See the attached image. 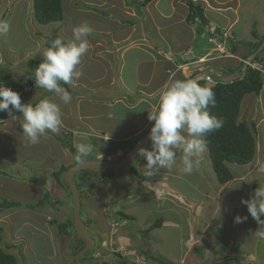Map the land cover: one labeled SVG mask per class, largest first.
Masks as SVG:
<instances>
[{
	"label": "rangeland",
	"instance_id": "1",
	"mask_svg": "<svg viewBox=\"0 0 264 264\" xmlns=\"http://www.w3.org/2000/svg\"><path fill=\"white\" fill-rule=\"evenodd\" d=\"M125 1L127 2V0ZM163 1L165 3L167 0H153L150 3L152 5V10L150 11H147L146 7L143 9L142 3H135H137L138 10L143 14L142 18H144L137 21V23L143 22L145 24L144 28H147V25L149 26V23H151L153 28L151 27L148 31H146V34L152 36L156 43L159 42L160 47L167 48L169 45L160 42L156 38V32L154 33L156 28H158L154 22L155 19H157L156 12H160V10H162L163 13L167 14L169 17L170 9H168V7L163 4ZM255 1L257 4H259L257 8L264 6V0ZM100 2L103 1L71 0V4H73L71 5L69 1L64 0V21L62 23L59 22L41 25L34 17V0H0V20L5 15V19L3 18V21H6L9 25L8 32L4 35H0V65H5L6 68L9 69V74L13 76L14 79L19 81V83H27L34 86V74L31 75V77H28L27 75L29 68L28 64L30 63L29 61H36L37 64L33 67L35 69L42 61L41 53L46 47L49 46L48 43H45V41L49 42L50 39L56 37H62L65 42L71 41L74 39L72 29L75 26L82 24L89 26L92 30V28L95 26V22L90 19V16L93 14L97 17L99 16L105 18L106 24L102 23L101 25L104 27L110 25L111 23L109 22L113 20L120 22L124 21V18H118L121 15L119 12H117L119 16L115 15L114 19L111 18V13H103L102 6H100V9L95 6H89L91 10L87 8L81 9L84 13L78 16V4H97ZM155 2L157 5V10L154 11L153 5ZM109 3H112V1L110 0ZM244 4L246 9H248L250 6L252 7L251 0H245ZM121 10L125 14H130L131 16L135 14V10L131 9L130 7H122ZM252 15L254 18V14L249 16ZM163 17L164 19L159 16V23L162 24V26L157 30L158 32L164 31L161 30L163 24L167 23V21H170L165 15H163ZM138 28L139 31L136 28H129L130 38L131 36L136 37L140 34H143V37L145 36L144 33H140V30L142 31L143 28ZM94 31L93 33L91 32L92 36L88 37L89 49L82 56L81 63L76 69L81 74H83V71L86 70L89 65L96 64L97 66L102 67H106L108 65H106L107 61L104 62L99 56L103 50L107 49V38L111 37L115 39L116 37L113 36L115 33L111 32L112 36L106 35L104 30L99 26ZM173 31L174 28L168 26V30L166 29L164 32L168 37H170ZM118 37H121V35ZM32 39L37 40V44L31 41ZM196 45L201 50V54L207 53L215 48L213 44L208 42V39L201 40L197 38ZM26 49H31V54L29 53L27 56L24 55L26 54ZM220 49L224 50L222 47ZM131 53L134 59L138 57L137 53L134 51L128 53L127 56L129 57ZM263 57L264 52L261 54V58ZM10 62H12L11 64L13 65L11 67ZM172 62L174 63L175 61L173 60ZM192 67H194V65H192ZM108 68L111 69L109 66ZM34 69L31 70L30 73H34ZM131 70L132 64L128 65L126 68V80L128 82L132 81ZM175 70L176 68L173 66L171 71L174 73ZM191 72L192 71H190L187 66L183 67L184 74L189 75ZM80 77L81 75L73 85H68L70 89H83L82 91H86V87L88 89L89 87H92L89 82L86 83L80 80ZM107 81L108 80L104 78L102 81L99 80L95 83L96 85L99 83L101 87L103 84H105L104 89L108 90L109 92L110 88L108 87V89H106ZM83 84H85V87L82 86ZM86 84H88V86ZM4 85L13 91L17 90L11 85ZM76 85L77 87H75ZM31 88H34L38 91L28 92L26 90L20 89L16 91L20 94L22 103L31 102L35 104L39 101V98L44 92H48L44 89L36 88V86ZM115 91L120 93V85L116 86ZM109 94L110 92L108 95ZM47 95H49V93ZM52 95L55 96L56 94L53 93ZM87 96L88 95L83 96L82 98L89 101L90 99H87ZM255 96L256 95H249L245 97L243 104H245L246 99L249 100L250 97L255 99ZM262 96L264 97V89L262 91ZM22 98H25L29 101L23 100ZM53 98L54 97H52V100ZM82 98L80 97L79 99ZM104 102L107 104L110 103L108 100ZM102 103L103 102L92 106V113H98L102 111L100 110L103 108ZM261 103L264 108V101L262 100ZM57 104L59 105L60 110L63 111L70 107V105L67 107V104H64L62 101ZM77 105H79V102ZM110 106L112 107L103 109L105 110L103 113H107L111 117H113V113L115 112L117 115H121L123 113L121 108L123 106L122 102L112 103ZM263 108L262 111H264ZM255 109H260L258 102ZM73 111L75 116H77V111L75 112L74 106ZM90 111L91 109L86 113L92 114ZM68 113H71L70 108ZM80 113H85L84 107L80 109ZM259 113V111L256 112L257 115ZM13 114L22 116V114L18 111L17 113ZM8 118L10 117L6 111L0 112V181H5L7 183V186H0V202L3 200L15 201L23 204V206L20 208L3 210L0 212V220H2L0 222V230L2 229V233L0 232L2 239V243L0 244L1 250L14 256L17 259V264H66L73 253L72 250L74 241L72 236L60 234L58 232L57 225L59 223L66 222L67 220L71 221L73 219L74 202L69 192L66 191L68 193L65 195L64 200L62 197L64 192H62L59 195V197H62L59 200V204L53 207L54 198L51 197L52 194L50 191H45L44 194L47 192L53 202L48 204L51 208L49 206L46 207L45 205H42L36 207V209H29L30 206L36 205L32 202V192L43 193V188L39 178H42L41 175L47 176V173L49 170H51V167H49V165L46 166L47 162H45V160H47L45 158L47 156V151L51 149V154H49L52 155V160L60 159L62 162V158H60L58 154V151H60V146L56 144L55 140H53V143L50 142L52 139L49 141V137H47L44 141L46 144L42 143V141L35 145L28 143L23 133H20L22 132V127L19 123V120L14 121L11 118ZM67 125L68 124L64 125L63 133L61 134L62 137L65 136H63V134L64 129L68 128ZM255 127L256 128L253 130L255 131L257 142V123H255ZM49 133L51 132L48 131V135ZM58 133H60V131ZM76 137L77 136H71L70 140H72L74 146L76 145L77 147L78 144L84 142L74 140ZM120 139L117 141L121 142L122 140ZM109 140L106 139L105 141ZM262 141L264 142V139H262ZM98 142L99 141L96 140L93 141L92 153L84 158L91 157L100 159L97 157V155L100 153L99 151L101 147L111 144H115V146H117L120 151L122 150L120 148L121 146L116 142L109 144L106 142ZM101 144L104 146H101ZM257 148V159L260 160V157L263 159L262 154H264V145H260L259 142ZM53 152L55 154H53ZM62 152L64 151L62 150ZM65 152L63 154H67L69 157H67L68 161H65L64 164L76 161L74 157L69 154L70 152L68 150L65 149ZM205 152L206 155L204 154L205 156L200 160L199 168L191 175H185L181 171V157L183 153L181 151H177L176 164L173 166V168L170 170L163 169V172L172 175L169 177L170 184H167L166 175H163L165 176L164 181H159L161 183H159L160 186L158 187H169V190L172 192L169 194L170 197L167 195V198L163 200V206L154 205L155 199L150 191L151 188L142 186L140 187L141 190L136 189V186L138 185L137 178L134 175H129L132 173L130 172V167H133L132 165L118 171V174H116L112 179L113 181H106L107 184H105V182V185L103 186H101L102 184H98L100 186H96L94 191L92 190V192L82 194V198L80 199L82 220L86 224L88 232L95 241V246L92 250H90V252H87L88 255L85 256V253L80 257L79 261L74 264H103L104 262L116 264L121 260V258L127 259L130 263L129 260L132 257H135L132 252H134V254L137 252V260L143 261L142 264H159L158 262H153V259L144 262L143 258L140 256L146 257V255L141 252V250L146 246L144 245L139 249H137L135 246L143 245L142 242L139 241H136L135 244V239L137 238L136 233L144 229L146 225L150 223L153 225L157 220H159V218H163V220H167L172 223L176 222V224L179 226H165V223V225H162V227L159 229L145 234V236H149L148 241L152 248L156 249V251L153 253L155 258L159 256L164 261H175V259H177L182 253L185 235L189 233L191 226H193L194 231H192V234H190L196 238V242L194 241L196 245H201L200 247H197V257L199 258L203 256L204 259H206L204 262L201 261L203 264H223L224 261L227 262L226 264H264V239H261L254 234L256 230L253 227V220L248 219V223L245 220H242L239 223L235 222L236 216H241V214L248 213L247 207L241 203V199H249L251 197L252 193L254 192V185H258L257 187L264 186V183L262 182L264 174H261L260 176H250L246 173V167L242 168L240 166H231V169L234 173V180L229 184L232 185L235 182H237V184H233L232 187L227 189L228 193L226 194L227 190H225V185H220L217 182L211 160L209 156L207 157V150H205ZM120 157L121 155L116 158L114 157L113 160H118ZM14 158L17 160L19 159L17 166L15 165L14 161H12ZM69 160H71V162ZM262 163L263 161H261V164ZM15 166L16 168L14 171ZM41 166H43V169H41L43 171L41 172L42 174L38 176L36 174V171L38 170L36 169H39ZM135 168L138 174L141 175L142 171L140 166H135ZM254 169L260 171L261 165L259 164ZM13 172L14 175L12 174ZM247 172L252 171L249 169ZM142 176L144 182L153 183V181H150L152 179L151 177H146L143 174ZM55 186L57 187L56 183ZM161 188L156 189L158 193L160 191V194H163L161 193ZM28 192H30V194ZM179 195L181 199L176 198ZM190 195L195 196L194 199L199 198V200L197 199L194 204L192 203L194 206L188 205V201H186L192 199ZM136 196H139V201L137 202L134 201ZM230 200H235L236 206L233 207L234 209H237L235 213H233L234 210L230 211V209H228L234 205V201ZM166 201L167 203H165ZM156 204L158 203L156 202ZM142 205L152 210L149 211V218H146L148 212L145 208L141 207ZM118 211L134 216L135 218L122 220L119 223L120 226L116 227V229L119 230H113L111 225L108 227L105 225V223L106 221L111 223L112 221L114 222L118 220ZM213 212L215 215L219 212V216L217 215V217H212ZM51 220L56 223H50ZM89 220L91 222H89ZM143 221L145 223H143ZM116 224L117 222L113 223V226ZM258 227L259 225H257V228ZM102 230L109 231L105 232L104 234ZM71 231H73V229ZM224 232L225 234L227 233V237L230 239L228 240L229 242L232 241V238H235V241L241 239V242H243L241 244V249L232 248L234 249L232 250L228 245L227 248L223 249L225 247L224 241H227H223V238H225ZM196 233H198V236ZM99 235H102V238L99 237ZM125 236L131 238V242L129 244L124 243V239H120V237ZM143 238V235H141V240ZM105 239L106 241L103 243ZM143 241L145 242V239ZM198 241H200L199 244ZM188 243H185L184 250L186 251H188V249H186ZM192 256L194 257L196 264H202L200 261H198V259H196V254H192ZM220 256L223 257V259H220ZM226 257L229 261L225 259ZM86 260L87 262H85Z\"/></svg>",
	"mask_w": 264,
	"mask_h": 264
},
{
	"label": "crops",
	"instance_id": "2",
	"mask_svg": "<svg viewBox=\"0 0 264 264\" xmlns=\"http://www.w3.org/2000/svg\"><path fill=\"white\" fill-rule=\"evenodd\" d=\"M67 1H69V3L71 4V0H67ZM102 1L103 2H100L97 4L96 3L78 4V11H79L78 16L84 13L81 9H86V8L90 9L89 6H95L98 9H100V6H102L103 13L105 14L111 13V16H112L111 18L114 19L115 15L119 16L117 13L119 12L121 13V15L118 18H124V21H122V19H121L122 22L113 20L109 22L111 23L110 25H107V27H104L101 25L102 23L106 24L105 18H102L99 16L98 18L94 14L90 16V19H92L95 22V26L92 28V33L99 26L104 30V33L106 35L112 36L111 32H114L115 35L113 36L116 37L115 38L116 40L114 38L108 37L107 38L108 41H106L107 49L103 50L99 56L102 58L104 62L107 61L106 65L107 64L108 65L106 67L97 66L96 64L89 65V67L83 71V74H81L80 80L86 83L89 82V84H91L92 87H89V89L86 87L85 88L86 91H82L83 89L73 90L72 88L71 90H67L69 93L71 91V96H72L71 103L67 104V107H69L70 105L69 108L71 109V113L70 114L68 113L69 108L65 109L67 113L63 110H60L61 119H62V126L60 128V133L51 132L48 135V131H47L46 134L41 137L40 142L42 141V143L44 144H46L44 141L47 137H49V141L50 139H52L50 141L52 143H53V140H55L56 144L60 146V151H58V154L60 158H62V162L60 161V159L58 160L54 159L55 161L52 160L53 159L52 155H50L51 149L47 151V156L45 157L47 160H45V162H47L46 166L49 165V167H51V170H49V172L47 173V176L41 175L42 174L41 172L43 171L41 169H43V166H41L39 169L37 168L36 170L38 171L35 170L36 174L38 176L41 175L42 177L39 179H40V183L43 188L42 189L43 193L42 192H36V193L32 192V202L34 204H38L39 202H41V200L44 198L45 191H50V193L52 194L51 197L54 198L53 207L57 206V203L59 202L60 198L63 197V200H64L65 195L67 194L66 190L63 187L59 186L56 179L53 177V174L55 172H58L62 166H71L74 163V161L71 162V160H69L71 163L64 164L65 161H68L67 157H69L67 156V154H63L65 152V149L60 143V139L64 138L62 137L61 134L63 133V128L65 124H68L67 129H69V132H65L63 136L64 135L65 136H77L74 140L82 141L84 143H90L91 145L93 144V141L99 138L100 136H107L108 137L107 140H109L110 138L109 141H106L107 144L112 143V142L115 143L120 138H122L120 140H123V141L136 140L142 137L154 123L148 120V114H149L148 111L154 110L156 103H157L158 96L161 90L163 89V87L165 86V84L170 83L177 79H180V80L182 78L186 79L189 77V75L193 74L195 71H198V70H202L203 73L209 74L212 76L215 74H221L223 76L240 75V73L241 74L243 73V67H244V65H241V64H245L249 56L252 54V49L249 44L259 42L264 36V6L257 8L259 4H257L255 0H251L252 7L250 6L248 9L245 8V4H244L245 0H192L196 5H200L204 9V16L207 21L206 23L200 20L195 21V22H189L188 16H189L190 10H189L186 0H169V1L167 0L165 3L163 1V4L166 5L168 9H170L169 17L167 16V14H164L162 10H160V12H156L157 19H155L154 22L156 23L158 28H156V31H154V33L156 32L157 34L156 38L160 42H163L169 45V47L167 48L160 47L159 42L156 43L155 39L152 36L146 34V31H148L151 27L153 28V26H151V23H149L150 24L149 26L147 25V28H144L145 24L143 22L137 23V21L144 19V18H142L143 14L138 10L137 3L135 2H140V4L142 3V5L144 4L143 9L144 7H146L147 11L148 10L150 11L152 10L151 8L152 5L150 3L153 0H127V2L125 0H111L112 3H109L110 0H102ZM122 7L123 8L130 7L131 9L135 10V14L132 16L130 14H125L121 10ZM63 9L65 10L64 0H63ZM72 9H73V6H72ZM153 10L154 11L157 10L156 2L153 5ZM127 13H131V12H127ZM251 14H254V18H253V15L249 16ZM163 15L168 17V20L170 21L169 22L167 21V23H164L161 30H164V31H166V29L168 30V26L171 28L172 27L174 28V31L171 33L172 35L170 37H168L164 31H159V32L157 31L162 26V24L159 23L160 21L159 16L162 17V19H164ZM138 27L143 28L142 31L140 30V33L141 32L144 33L145 36L143 37V34H140L139 36H136V37L131 36L130 38L129 28H136L139 31ZM254 32L257 33V37L253 35ZM119 35H121V37H118ZM197 38L201 40L208 39V42L213 44L215 48L207 53L201 54L202 53L201 50L196 45ZM212 39H217L218 43L222 45L221 47L224 48V50L218 49L219 47L215 44L214 41H212ZM31 41L35 42L36 44L38 42L37 40H34V39H32ZM30 50L31 49L29 50L26 49V54L24 55L27 56L29 53L31 54ZM132 51L137 53L138 55L137 58L134 59L132 56V53L129 57L127 56L128 53ZM261 59H262L261 63H257L254 65H257L260 67L259 70L261 71L264 77V57ZM173 60L175 61L174 63L172 62ZM196 61H200L202 65L199 67L197 65H194V67H192L193 63L196 64ZM11 63L12 62H10V64ZM130 64H132V70H131L132 81L128 82L126 80V68ZM11 66L13 65L11 64L10 67ZM108 66L111 67V69H109ZM173 66H175L176 70L179 71L178 73L175 70L173 74V72L171 71ZM186 66L190 69V71H192L191 74L189 75H186L183 73V67H186ZM28 77L30 76L28 75ZM104 78L108 80L106 89H108V87L110 88L109 95H108L109 93L108 90L104 89L105 84H103V86L101 87L99 83L97 85L95 83L99 80L102 81V79ZM86 85L88 86V84ZM117 85H120V88H121L120 93H117L115 91ZM82 86L85 87V84H83ZM31 87H35V85L34 86L29 85V89H27L26 91L28 92L38 91ZM75 87H77V85ZM14 89H17V88H14ZM48 93H51V92H44L42 96L39 98V101L43 99H49L55 103H60L61 100L59 96L58 97L57 95L49 96L47 95ZM86 95H88L87 96L88 98L87 97L86 98L90 99L89 101L84 100V98H82L83 96H86ZM52 97H54L53 100H52ZM80 97L82 99H79ZM22 99L29 101L25 98H22ZM106 100L110 101V103L107 104L106 102H104ZM262 100L264 101L262 92L260 93V95H256L255 99H253V97H250L249 100L246 99L245 104H242L241 117H240V119L246 121L247 123L249 122L248 124L250 125L252 124L255 125V123H257V133H258L257 145H259V142H260V145H264V142L262 141V139H264V129H263L264 128V111H262V108H263L262 103H261ZM78 102H79V105H77ZM101 102H103L102 103L103 108L102 109L99 108V109L102 111L98 113L97 112L92 113L93 111L92 106L98 103H101ZM116 102H122L123 106L121 108L123 110V113L121 115L120 114L117 115L115 112L113 113V117H111L107 113L106 114L103 113L105 112V110L103 109L108 108V107L111 108L112 106L110 105ZM257 102L260 107V109L258 110L255 109ZM73 106L75 107V112L77 111V116H75V114L73 113L74 112ZM82 107H84L85 109L84 114L80 113V109ZM90 109H91L90 113L92 114H87L86 112H89ZM257 111L260 112L258 115L256 114ZM13 113H17V111L13 110ZM15 116L20 117L16 114ZM20 133L22 134V132ZM101 142L103 141L100 140L98 143H101ZM119 142L117 141L116 143H119ZM101 146H104V145L101 144ZM62 150L64 152H62ZM99 152L100 153L97 155V157L107 159V160L108 159L113 160L114 157L116 158V157H119L120 155L122 156L123 154V150L120 151L118 147L115 146V144L101 147ZM53 154L55 153L53 152ZM204 154L206 155V152H204L199 157L200 160L205 156ZM48 156L50 160L48 159ZM208 156H209V153L207 151V157ZM262 157L263 159H261L260 157V160H258L257 154H256L255 160L253 161V163H251L248 166L252 172H247L249 169L248 167H246V173L248 175L260 176L262 174L259 170L254 169L259 164L261 165V168H264V154H262ZM12 161H14L15 165L17 166L19 159L17 160L16 158H14L12 159ZM261 161H263L262 164H261ZM145 164H146V160L143 158H140L139 160H137L134 167L140 166L141 171H143V167ZM16 166L14 167V171H15ZM12 174L14 175V172ZM129 175H134L137 178L138 185L136 186V189L141 190L140 187L142 186L151 188L150 191L153 194V197L155 199L154 205L163 206L162 205L164 204L163 200L167 198V195L168 197H170L169 194L172 193L171 190H169V187H166V188L158 187L160 186L159 183H161L159 181H164L165 176L163 175H166L167 184L169 183V177L172 176L169 173L163 172V169H161L157 175L151 177L152 179L150 181H153V183L144 182V180L142 179L143 177L142 174L135 175L131 173ZM110 181H113V180H110ZM105 182H103L102 185L100 183V185L103 186L107 184V182L109 181H107L106 183ZM262 182L264 183V178ZM55 183L57 184V187L55 186ZM92 183L93 182H90V184ZM98 184L99 183L95 185L100 186ZM233 184H237V182ZM233 184L225 185L224 186L225 190L232 187ZM1 185L7 186V183L5 181L3 182L0 181V186ZM255 186L257 187L258 185H254L253 190H255L254 189ZM156 188H161L162 190L161 193L163 194H160V191L158 193ZM62 192H64V194L62 195V197H59V195ZM28 193L30 194V192ZM227 193H228V190L226 194ZM190 196L192 197V199L186 200V201H188L187 202L188 205L194 206L193 205L194 202H196L197 199L199 200V198L194 199L195 196L193 195H190ZM176 198L181 199L180 195ZM134 201L136 202L139 201V196H136V199H134ZM230 201H234V205L231 207L229 206L230 208L228 209H230V211L234 210L233 213H235V211L237 210L236 208L235 209L233 208L234 206H236L235 200H230ZM156 202L158 204H156ZM165 203H167V201ZM45 206L50 207V205H45ZM141 207L146 209V211L148 212L146 218H149V211L151 209L143 205ZM230 211H229V214H230ZM218 213L215 215L213 212L212 217H217ZM129 216L135 218L134 216H131V215ZM245 216H247V219L245 220L247 223L249 221L248 219L253 220L252 222L253 227L255 230H257L256 228L258 224L250 216L249 213L241 214L240 217H245ZM262 219H264V217H262ZM1 221L2 220H0V222ZM52 221L53 220H51L50 223L54 222ZM144 221L143 223H145ZM89 222L91 221L89 220ZM113 223H114L113 221L111 223H109V221H106L105 225L108 227L111 225L112 229L114 230L116 228L113 227ZM162 225H165V226L172 225L174 227L179 226L176 224V222L172 223L167 220ZM150 226H151V223L146 225V227L140 230L138 233L143 232L144 230H147ZM108 231L102 230L104 234L105 232H108ZM192 231H194L193 226H191L189 233L185 235L184 246L182 248L181 255L177 259H175V261L173 262L169 261V262L173 264H196V261L194 260V257L192 256V254H196L195 257L196 259H198V261H200V263L206 260L204 259V257H199V258L197 257L198 256L197 247H200L201 245L199 244L200 241H198L199 245H196L195 243L196 238H194L193 235L191 236ZM138 233H136L137 238L135 239V244H136V241H139V242H142L143 245L142 246L135 245V246L137 249L142 248L144 245L146 246L144 247V249L141 250V252H143V254H145L146 257L144 256H140V257L143 258L144 262L145 261L147 262L153 258V257L149 258L148 251L150 252L151 255H154L153 253L154 251H156V249L152 248V246L150 245L148 241L149 236H147L146 239L143 238L141 240V234H138ZM196 235L198 236V233H196ZM222 236H223V233H222ZM224 236L225 238H223V241L224 240H227V241H224L225 247L223 249L227 248V245L230 246L231 249L232 248L241 249V244L243 243L241 242V239L238 241H235L236 239L232 238V241L229 242L228 240L230 239H228L227 233L225 234L224 232ZM99 237L102 238V235H99ZM218 238L220 239L219 236ZM120 239H124L126 241V242L124 241V243L126 244H129L131 242V238L127 236L120 237ZM144 239H145V242L143 241ZM105 241L106 239L103 241V243H105ZM186 242L187 243L189 242L186 248L188 249V251L184 250ZM132 253L133 255H135V257H132L131 260H129L130 263L128 264H142L143 261L137 260L138 259L137 252L135 254L134 252ZM220 259H223V257L220 256ZM85 262H87V260ZM153 262L157 263V261L155 260H153ZM224 263L226 264L225 261Z\"/></svg>",
	"mask_w": 264,
	"mask_h": 264
},
{
	"label": "clouds",
	"instance_id": "3",
	"mask_svg": "<svg viewBox=\"0 0 264 264\" xmlns=\"http://www.w3.org/2000/svg\"><path fill=\"white\" fill-rule=\"evenodd\" d=\"M8 30V23L0 21V35L6 34ZM91 32L89 26L82 24L72 29L73 40L65 42L62 37H56L50 41V46L41 53L42 61L34 69L36 88L55 93L64 104L71 103L72 96L61 83L73 85L81 75L76 69L89 49L88 37ZM215 104V92L212 88L201 85L196 80L177 79L165 84L154 110L148 111V120L154 122L149 133L151 148L137 149V155L146 160L142 174L153 177L161 169H172L176 164L177 151L183 153V174L191 175L197 170L200 166L199 157L207 147L205 138L223 126V120L208 111L209 107H215ZM13 110L22 116H15ZM4 111L12 120H19L24 137L32 145L38 144L47 131L58 133L62 126L61 111L57 103L49 99L40 100L35 104L22 103L20 94L2 83L0 112ZM97 139L104 142L108 137L100 136ZM92 151L90 143H80L77 145L76 159L89 156ZM260 172L264 174V168H261ZM241 203L246 205L247 212L259 225L254 234L264 239V186L256 188L249 199L242 198ZM246 219L247 216H236L235 222Z\"/></svg>",
	"mask_w": 264,
	"mask_h": 264
},
{
	"label": "trees",
	"instance_id": "4",
	"mask_svg": "<svg viewBox=\"0 0 264 264\" xmlns=\"http://www.w3.org/2000/svg\"><path fill=\"white\" fill-rule=\"evenodd\" d=\"M187 5L189 7L190 13L188 16L189 22L195 21H203L206 23V18L204 16V9L200 5H196L192 0H186ZM144 5V4H143ZM34 17L36 21L41 25H48L50 23H59L64 20V9H63V0H34ZM5 19V15L3 16ZM3 18L0 21H3ZM253 35L257 37V33L254 32ZM54 39V38H52ZM50 39V41L52 40ZM264 40L263 38L257 43H250V47L252 49V53L255 52L261 43ZM50 41L48 45L50 46ZM264 50L257 56L255 61L247 68L246 74L232 82V83H217L214 86H211L212 90L215 92L216 104L215 107H209L208 111L211 115L216 116L217 118L223 120V126L213 133L207 135L206 150L209 153V157L212 163V168L216 175V178L220 185H226L234 179V173L231 170V166H240L242 168L248 167L256 158L257 154V142H256V134L253 129H255V125L248 124L246 121L241 120V110L242 104L247 95H260L264 87V77L261 71L257 68H254L252 65L261 63V54ZM36 61L32 60L28 64V75L31 77L34 73H30L36 65ZM244 65V64H241ZM242 74L240 73V76ZM189 79V78H186ZM185 80V79H181ZM0 83H4L6 85H11L13 88L27 90L29 89V85L25 83H19L16 79H14L9 74V69L6 68L5 65H0ZM201 85H206L205 81H198ZM62 87H65L68 90H71L68 85L61 83ZM71 92V91H70ZM53 93H49V96ZM65 132V130H64ZM69 132V131H68ZM71 136H64L63 139H60L61 145L67 149L70 154L74 157L76 161L71 166H62L58 172L53 174V177L56 179L59 186L63 187L66 191L69 192L70 196L73 199V193L71 188L66 183L67 173L75 166L82 165L86 162L94 161L95 158L82 157L80 160L76 159L77 156V148L74 146L72 140H70ZM142 137L136 140H125L121 141L118 144L121 146L120 148L124 151L122 158H125L131 149L134 147L136 143ZM96 141H98L96 139ZM106 142V141H104ZM131 172L135 175L138 174L135 167H131ZM116 175V171L112 169H106L101 172H95L88 168H84L78 170L74 173L73 182L76 186V189L79 193V200L82 198V194H86L87 192L94 191L97 183H103L105 181L112 180ZM90 182H93L90 184ZM90 184V185H89ZM257 187L255 186L254 189ZM67 192V193H68ZM47 193V192H46ZM44 195V198L36 205L30 206L29 209H34L38 206H44L53 203L50 195L47 193ZM59 204V202H58ZM74 204V203H73ZM75 205V204H74ZM23 204L15 201L3 200L0 202V211L9 210L14 208H20ZM81 206V202H80ZM74 211V208H73ZM118 213V221L125 219H133L128 214L123 212ZM82 216V215H81ZM53 222V221H52ZM163 219L159 218L153 225H151L147 230L140 232L141 235L146 239V233L154 231L160 228L163 224ZM56 223V222H53ZM58 231L62 235H68L73 237L74 246L72 257L80 254L84 250V242L77 238L76 229L74 226V212L73 219L67 220V222L59 223L57 225ZM73 229V231H71ZM2 233V229L0 230ZM2 243V239L0 236V244ZM83 246H82V245ZM95 246V241H94ZM94 248V247H93ZM95 251V250H94ZM90 252V251H89ZM85 254V253H84ZM84 254H81L84 255ZM198 254V253H197ZM88 255L86 252L85 256ZM80 256V257H81ZM149 258L157 261L160 264H173L169 261L162 260L159 258H154V255H151L148 251ZM203 257V256H202ZM80 259V258H79ZM75 261L77 263L79 261ZM130 259V258H129ZM228 260V258H225ZM131 260V259H130ZM229 261V260H228ZM163 262V263H162ZM73 263V264H74ZM128 260L121 258V260L116 264H128ZM227 263V262H226ZM0 264H17V259L11 254L5 253L1 250L0 247ZM103 264H114L109 262H104ZM225 264V263H223Z\"/></svg>",
	"mask_w": 264,
	"mask_h": 264
},
{
	"label": "water",
	"instance_id": "5",
	"mask_svg": "<svg viewBox=\"0 0 264 264\" xmlns=\"http://www.w3.org/2000/svg\"><path fill=\"white\" fill-rule=\"evenodd\" d=\"M264 50V40L261 43V45L259 46V48L253 52L249 58L247 59V61L244 64L243 67V73L242 75H226L223 76V78L221 79V82L224 83H232L240 78H242L245 74H246V70L247 68L251 65V63L253 61H255V59L257 58V56ZM150 133V132H149ZM149 133L142 137L137 145L134 147V149L131 151V153L125 158L123 159V161H121L119 164H111V163H107V162H96V161H91V162H86L83 163L82 165H78L73 167L72 169H70V171L67 173L66 176V183L68 184V186L71 188V191L73 193V197H74V226L76 229V234H77V238L79 240H82L85 242L86 244V248L78 255L71 257V259L66 263V264H73L74 261L78 260L81 256V254H84L86 252H88V250L93 249L94 247V240L90 237V234L85 226V224L82 221L81 218V206H80V200H79V193L76 189V186L73 182V178H74V173L78 170L84 169V168H88L92 171L95 172H101L104 171L106 169H119L121 167H124L126 165H133L135 162V159L139 158V156L137 155V149L140 147H144V148H148L149 143H150V139H149Z\"/></svg>",
	"mask_w": 264,
	"mask_h": 264
},
{
	"label": "bare ground",
	"instance_id": "6",
	"mask_svg": "<svg viewBox=\"0 0 264 264\" xmlns=\"http://www.w3.org/2000/svg\"><path fill=\"white\" fill-rule=\"evenodd\" d=\"M198 62V61H197ZM196 62V64L195 63H193V65H197L198 67L199 66H201L202 65V63L201 64H198ZM252 64V63H251ZM202 75H206L205 73H203V71L202 70H198V71H195L193 74H191L188 78L189 79H195V78H197L198 76H202ZM208 75V74H207ZM221 76V74H215V75H213V77L214 78H219ZM224 83V82H223ZM152 127V126H151ZM151 127H150V129H151ZM150 129L142 136V137H144V136H146L149 132H150ZM137 145V143L134 145V147ZM151 145V142L149 143V146H148V149H150V146ZM134 147L131 149V151L134 149ZM131 151L128 153V155L131 153ZM124 153V152H123ZM123 155V154H122ZM127 155V156H128ZM126 156V157H127ZM125 157V158H126ZM125 158H122L121 159V157L118 159V160H113L112 161V159H103V158H100V159H94V161H96V162H107V163H111V164H119L121 161H123V159H125ZM141 157H139V158H137V159H135V162H134V164L132 165L133 167H134V165H135V163L137 162V160H139ZM128 165H126V166H124V167H121V168H119V169H116L115 171H116V174H117V172L118 171H120L121 169H123V168H125V167H127ZM130 166V165H129ZM131 168V167H130ZM109 169V168H108ZM112 170H114V169H112ZM131 171V170H130ZM122 221V220H121ZM121 221H114V223L115 222H117V224L115 225V226H113V227H117V226H120V225H118ZM116 230H119V229H116ZM90 237H91V235H90ZM92 238V237H91ZM93 239V238H92ZM84 242V241H83ZM84 244H85V242H84ZM86 248V244H85V246H84V249ZM92 250V249H91ZM88 251H90V250H88ZM71 259V258H70ZM69 259V260H70ZM77 261V260H76ZM75 262V261H74ZM161 263V262H160ZM163 263V262H162Z\"/></svg>",
	"mask_w": 264,
	"mask_h": 264
},
{
	"label": "built area",
	"instance_id": "7",
	"mask_svg": "<svg viewBox=\"0 0 264 264\" xmlns=\"http://www.w3.org/2000/svg\"><path fill=\"white\" fill-rule=\"evenodd\" d=\"M212 41L215 42V44L219 47V49L221 48L222 45H220L218 43V40L217 39H212ZM206 58V57H204ZM198 64H201L200 61H198ZM254 68H257V69H260L259 66L257 65H252ZM223 78V75H221L219 78H214L212 75H202V76H198L197 78H195L194 80H196L197 82L198 81H205L206 82V85L211 87V86H214L216 85L217 83H221V79ZM68 132V130H67Z\"/></svg>",
	"mask_w": 264,
	"mask_h": 264
},
{
	"label": "flooded vegetation",
	"instance_id": "8",
	"mask_svg": "<svg viewBox=\"0 0 264 264\" xmlns=\"http://www.w3.org/2000/svg\"><path fill=\"white\" fill-rule=\"evenodd\" d=\"M124 152V151H123Z\"/></svg>",
	"mask_w": 264,
	"mask_h": 264
}]
</instances>
